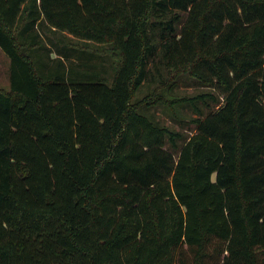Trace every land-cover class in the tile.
Listing matches in <instances>:
<instances>
[{
	"label": "trees",
	"instance_id": "1",
	"mask_svg": "<svg viewBox=\"0 0 264 264\" xmlns=\"http://www.w3.org/2000/svg\"><path fill=\"white\" fill-rule=\"evenodd\" d=\"M0 48V264H264V0H0Z\"/></svg>",
	"mask_w": 264,
	"mask_h": 264
},
{
	"label": "rangeland",
	"instance_id": "2",
	"mask_svg": "<svg viewBox=\"0 0 264 264\" xmlns=\"http://www.w3.org/2000/svg\"><path fill=\"white\" fill-rule=\"evenodd\" d=\"M9 66H10V60L8 56L4 53V51L0 48V88H5L8 89L10 87V81H9ZM165 78L168 79L169 75L164 74ZM193 81L189 78L182 77L179 81V87L176 91L177 94L179 95H191L197 93L199 88H196L195 86H192L191 83ZM159 79L155 78V80H152L150 85H146L143 87L141 92L138 94L139 97H143L146 95L148 92L151 90L155 89L158 87ZM156 116L161 120L162 123L171 126L172 128L179 130V131H184L186 134L191 133L193 130L191 129L192 126H187V123H185V126L182 125L179 121H176L174 118H172V113L167 110V109H162L159 107L156 111ZM189 114L188 112H181L180 116L181 117H187L189 119Z\"/></svg>",
	"mask_w": 264,
	"mask_h": 264
}]
</instances>
